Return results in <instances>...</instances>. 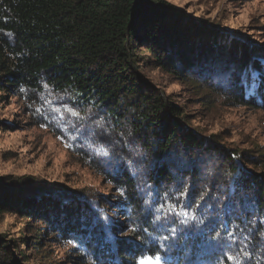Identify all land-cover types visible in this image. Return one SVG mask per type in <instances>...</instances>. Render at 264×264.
Masks as SVG:
<instances>
[{"label": "trees", "instance_id": "obj_1", "mask_svg": "<svg viewBox=\"0 0 264 264\" xmlns=\"http://www.w3.org/2000/svg\"><path fill=\"white\" fill-rule=\"evenodd\" d=\"M185 17L168 0H0V87L72 135L117 196L35 193L32 180L0 177V216L40 225L31 242L41 255L44 244L71 241L76 264H218L225 253L223 264H264V151L204 137L148 75L162 71L204 108L215 97L264 109L263 49ZM253 72L260 86L249 94ZM181 193L193 205L187 218L158 210ZM16 252L0 236V264H19Z\"/></svg>", "mask_w": 264, "mask_h": 264}, {"label": "rangeland", "instance_id": "obj_2", "mask_svg": "<svg viewBox=\"0 0 264 264\" xmlns=\"http://www.w3.org/2000/svg\"><path fill=\"white\" fill-rule=\"evenodd\" d=\"M168 1L185 13L186 21L206 29L215 27L224 31V35L245 36L247 41L240 40L263 49L259 59L264 68V0ZM148 75L156 88L186 108L192 126L204 137L221 136L227 149H239L241 153L251 151L257 155L264 151V109L235 107L215 97L209 109L204 108L200 106L201 100L162 71L154 69ZM63 131L59 125L51 127L37 115L34 117L20 92L0 87V177L22 182L32 180L35 193L67 196L79 193L116 201V193L100 170L89 166L77 149V141ZM245 171L257 174L252 167ZM113 221L126 229L122 215H115ZM40 228L28 217L0 216V236L17 247L15 255L19 264H76L73 258L78 245L67 241L44 244L43 254L38 253L31 239L40 234ZM148 258H143L145 264H171L168 258Z\"/></svg>", "mask_w": 264, "mask_h": 264}, {"label": "snow or ice", "instance_id": "obj_3", "mask_svg": "<svg viewBox=\"0 0 264 264\" xmlns=\"http://www.w3.org/2000/svg\"><path fill=\"white\" fill-rule=\"evenodd\" d=\"M258 77V74L253 72L252 73V83L250 85V92L249 94H255L256 90L259 88V81L257 79ZM245 85L246 87H249L247 81L245 80ZM43 126V125H41ZM231 155V154H230ZM121 195H124V192L123 190H121ZM184 194L181 193L180 196L176 197L175 200H173L171 197H166L164 199H162V202L159 204V211L160 212H163L165 208H169L170 207V211L168 212V216H179L180 213L176 212V209L177 208H180L181 211L184 213V218H187L188 216V213L191 211V209L193 208V205L192 204H188V203H184L182 200H181V197L183 196ZM197 208H199V205H196ZM183 222V221H181ZM203 222V221H201ZM229 235H231V233H229ZM215 242L218 244V245H222V244H227L228 247H231V243L227 242V241H224L222 237H217ZM69 243H71V241H69ZM71 258V254H70V257ZM148 259H152V257H149ZM225 259H232V257H228L226 256V253L223 254L221 257H218V264H223L224 260ZM138 264H145V261L144 259H140L138 261Z\"/></svg>", "mask_w": 264, "mask_h": 264}]
</instances>
